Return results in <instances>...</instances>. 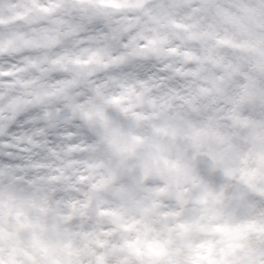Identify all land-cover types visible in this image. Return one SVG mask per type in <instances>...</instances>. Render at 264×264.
<instances>
[{
  "label": "clouds",
  "instance_id": "clouds-1",
  "mask_svg": "<svg viewBox=\"0 0 264 264\" xmlns=\"http://www.w3.org/2000/svg\"><path fill=\"white\" fill-rule=\"evenodd\" d=\"M0 264H264V0H0Z\"/></svg>",
  "mask_w": 264,
  "mask_h": 264
}]
</instances>
